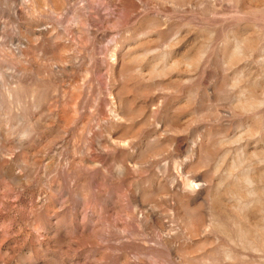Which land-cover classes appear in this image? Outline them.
<instances>
[{
    "label": "rangeland",
    "instance_id": "obj_1",
    "mask_svg": "<svg viewBox=\"0 0 264 264\" xmlns=\"http://www.w3.org/2000/svg\"><path fill=\"white\" fill-rule=\"evenodd\" d=\"M0 264H264V0H0Z\"/></svg>",
    "mask_w": 264,
    "mask_h": 264
}]
</instances>
